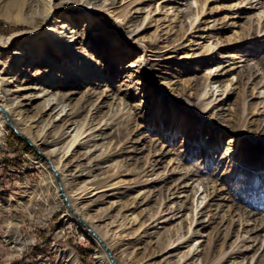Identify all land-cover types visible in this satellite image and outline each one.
Returning <instances> with one entry per match:
<instances>
[{
    "label": "rangeland",
    "instance_id": "374dc122",
    "mask_svg": "<svg viewBox=\"0 0 264 264\" xmlns=\"http://www.w3.org/2000/svg\"><path fill=\"white\" fill-rule=\"evenodd\" d=\"M203 2L0 0L1 90L48 93L18 108L41 149L0 139V264H97L45 149L118 264H264V0Z\"/></svg>",
    "mask_w": 264,
    "mask_h": 264
},
{
    "label": "bare ground",
    "instance_id": "6f19581e",
    "mask_svg": "<svg viewBox=\"0 0 264 264\" xmlns=\"http://www.w3.org/2000/svg\"><path fill=\"white\" fill-rule=\"evenodd\" d=\"M137 1V0H136ZM209 2L211 0H205V2H203L201 4V9L199 10V12L197 13V16H205L206 10V2ZM232 2V5L230 7L232 13L234 16L236 15V17H241L243 11H245L244 9L247 7V5L250 4V10L252 9H256V6L254 3H256L258 0H230ZM260 3H262L263 0H259ZM66 10H69L70 8H65ZM76 13L81 16V17H87V21H86V27L90 26V14H94V15H98L99 12L95 11L90 5L89 3H87L86 1H81L79 3V5H77L76 9H75ZM105 13V12H103ZM106 15H110V13H105ZM116 24H120V21L118 20V18L116 17L115 19ZM204 21H207V19H205ZM233 25H236V22H233ZM68 26V25H67ZM60 28H66V25H62L60 26ZM48 33L49 31L52 33L56 32L52 27H48L46 30ZM236 40L234 41L235 44H239L241 43V41H243V37H241V35H237V32H235ZM80 36V34L76 31H71L70 33H68V35L66 36V38L71 39V41L76 40L78 37ZM262 36H264V33L262 34ZM13 40L12 38L7 39V41H2L0 39V48H5L7 47V45L9 44V42ZM66 43V42H65ZM137 47L138 48H142L143 51H146V47L142 46V44L137 43ZM133 64H130L129 66H127V68L133 67ZM30 89H38L35 86H24V85H17L16 88H14L11 91H6L4 92L3 90H1L0 88V139L2 138V136L5 134L6 130L8 129H12L14 131L13 128H16L18 130V132L24 136L23 132L26 131V128L23 126L22 124V117L20 116V111L18 110V108H20L23 105H26L27 103H31L33 102V100L35 99H43L45 98L48 93L47 91L45 92H41L38 94H26L25 92L30 90ZM19 94H23L21 101L22 103H17L14 104L11 103L12 100H15V96L19 95ZM26 103V104H23ZM49 107H51V103L49 102ZM16 111H19V113H17ZM64 111L61 109L60 113L58 114V117L61 118L62 116H64L65 114L63 113ZM65 132V131H64ZM73 132L71 127H68L65 134L67 136H71V133ZM26 133V132H25ZM27 138V137H26ZM62 138V137H61ZM29 139L32 141V146L35 147V149L39 150L42 148L41 145H43L42 140H35L33 139L31 136H29ZM39 148V149H38ZM45 152H43L40 156L44 159V164H43V170H44V174H43V183L44 185H47L48 183H51L54 186L55 192L58 195L60 201L63 204H66L67 209L69 210L67 212V216L68 218H71L74 222H76L77 224H79L82 227H85L86 230L89 232H87V234L99 245L98 249L95 251V261L97 264H114L113 260L111 259V256L113 257V254L111 252V250L109 249V247L107 246V243H105L106 240V231L105 230H101L103 228L101 227H97L96 225H94L92 222H90L88 220V218L86 217V215L84 214V212L80 209L74 206L73 204H70L68 197H70L68 195H66V193L64 192L62 187V181H63V175L60 173V165L59 163H56L54 158L56 156L55 154V150L54 149H45ZM53 162L55 164H53ZM35 168H38V166H35ZM46 173V174H45ZM56 173L58 176H56ZM61 174V175H60ZM60 187L62 188V192L60 190ZM66 197V199H65ZM67 202L69 203L70 207H68ZM136 218V216H135ZM106 228V227H105ZM85 230V231H86ZM106 240V241H105ZM111 256H110V254ZM70 258V257H69ZM71 258L73 259L72 263L73 264H79L78 259L75 257V255L72 253L71 254ZM114 261L115 258L113 257ZM116 264H118L115 261Z\"/></svg>",
    "mask_w": 264,
    "mask_h": 264
},
{
    "label": "water",
    "instance_id": "95a60500",
    "mask_svg": "<svg viewBox=\"0 0 264 264\" xmlns=\"http://www.w3.org/2000/svg\"><path fill=\"white\" fill-rule=\"evenodd\" d=\"M13 129H14V131H15L16 133H18V135H19L21 138H23L24 140L28 141V143H29L30 145H32V143L29 142V140H28L25 136H23V135H21L19 132H17L18 130H17L16 128H13ZM56 176H58L57 173H56ZM61 189H62V188L60 187V190H61ZM61 192H62V190H61ZM62 193H63V192H62ZM65 199H66V197H65ZM67 205H68V207H70V205H69L68 202H67ZM109 254H110V253H109ZM110 256H111V254H110ZM111 259L113 260L114 264H116L112 256H111Z\"/></svg>",
    "mask_w": 264,
    "mask_h": 264
}]
</instances>
